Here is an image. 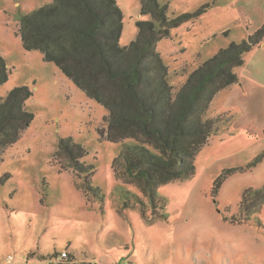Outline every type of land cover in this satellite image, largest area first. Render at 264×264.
<instances>
[{"label": "rangeland", "instance_id": "rangeland-1", "mask_svg": "<svg viewBox=\"0 0 264 264\" xmlns=\"http://www.w3.org/2000/svg\"><path fill=\"white\" fill-rule=\"evenodd\" d=\"M156 1L169 20L190 15L156 41L174 92L218 49L264 25V0ZM49 2L0 0V56L8 67L0 96L15 86L31 91L24 104L30 119L0 162V264H264V197L241 207L245 189L264 186V34L235 67L239 79L209 105L206 117L216 118L218 130L196 155L194 175L160 185L168 216L151 218L147 202L145 212L124 203L120 187L146 199L112 168L122 143L133 140H109L107 109L39 50L22 46L21 17ZM116 2L119 42L128 45L136 21L151 16L140 0ZM66 137L85 148L102 203L56 158Z\"/></svg>", "mask_w": 264, "mask_h": 264}, {"label": "trees", "instance_id": "trees-1", "mask_svg": "<svg viewBox=\"0 0 264 264\" xmlns=\"http://www.w3.org/2000/svg\"><path fill=\"white\" fill-rule=\"evenodd\" d=\"M140 2L141 12L151 19L136 21L138 32L128 45L119 42L123 22L116 0H51L21 17L18 34L24 49L39 50L44 60L54 62L107 109L103 132L109 140H133L122 143L112 168L118 178L134 183L146 201L120 187L124 203L140 205L143 212L148 204L151 218L166 219L168 198L159 186L194 175L196 155L218 130L216 118L206 117L209 105L220 90L239 79L235 67L244 63L245 53L262 39L264 25L218 49L189 72L174 92L156 41L190 15L169 20L166 5L156 0ZM7 75V64L0 56V85ZM30 95L22 85L0 96V162L30 119L24 106ZM85 154V148L71 137L60 138L55 152L82 178L84 191L102 203L104 195L91 179L94 165L82 159ZM219 184L218 177L216 187ZM263 197L264 186L245 189L241 207H253Z\"/></svg>", "mask_w": 264, "mask_h": 264}, {"label": "built area", "instance_id": "built-area-1", "mask_svg": "<svg viewBox=\"0 0 264 264\" xmlns=\"http://www.w3.org/2000/svg\"><path fill=\"white\" fill-rule=\"evenodd\" d=\"M66 254V252H64V255ZM64 259V258H63Z\"/></svg>", "mask_w": 264, "mask_h": 264}]
</instances>
